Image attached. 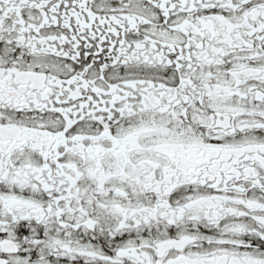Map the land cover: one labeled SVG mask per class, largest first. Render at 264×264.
<instances>
[{
  "label": "snow or ice",
  "instance_id": "snow-or-ice-1",
  "mask_svg": "<svg viewBox=\"0 0 264 264\" xmlns=\"http://www.w3.org/2000/svg\"><path fill=\"white\" fill-rule=\"evenodd\" d=\"M0 264H264V0H0Z\"/></svg>",
  "mask_w": 264,
  "mask_h": 264
}]
</instances>
